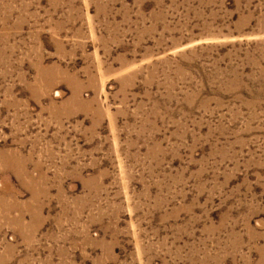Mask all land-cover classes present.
Masks as SVG:
<instances>
[{
  "label": "rangeland",
  "instance_id": "1",
  "mask_svg": "<svg viewBox=\"0 0 264 264\" xmlns=\"http://www.w3.org/2000/svg\"><path fill=\"white\" fill-rule=\"evenodd\" d=\"M0 264H264V0H0Z\"/></svg>",
  "mask_w": 264,
  "mask_h": 264
},
{
  "label": "bare ground",
  "instance_id": "2",
  "mask_svg": "<svg viewBox=\"0 0 264 264\" xmlns=\"http://www.w3.org/2000/svg\"><path fill=\"white\" fill-rule=\"evenodd\" d=\"M41 149V148H40Z\"/></svg>",
  "mask_w": 264,
  "mask_h": 264
}]
</instances>
